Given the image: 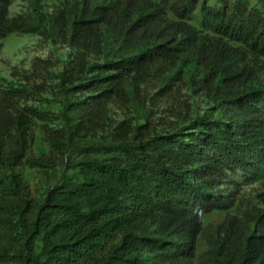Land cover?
Wrapping results in <instances>:
<instances>
[{
	"label": "trees",
	"instance_id": "1",
	"mask_svg": "<svg viewBox=\"0 0 264 264\" xmlns=\"http://www.w3.org/2000/svg\"><path fill=\"white\" fill-rule=\"evenodd\" d=\"M9 1L0 0V39L39 33L42 16L8 18ZM92 1L51 22L74 51L57 76L60 112L19 107L28 91L0 85V264H193L199 240L206 250L197 264H264V210L203 226L233 205L217 190L223 173L264 175V0L263 10L202 0L199 11L200 0ZM187 63L200 70L186 77L204 90L214 119L177 114L192 134L159 132L148 120L112 125L111 104L141 106L149 79L162 77L168 89ZM36 120L57 125L44 128L49 153L40 157ZM98 131L107 132L101 141ZM25 165L65 171L38 202Z\"/></svg>",
	"mask_w": 264,
	"mask_h": 264
},
{
	"label": "rangeland",
	"instance_id": "2",
	"mask_svg": "<svg viewBox=\"0 0 264 264\" xmlns=\"http://www.w3.org/2000/svg\"><path fill=\"white\" fill-rule=\"evenodd\" d=\"M112 0H93V5H102ZM238 0H229V3ZM249 8L263 10L262 5L257 0H247ZM82 0H10L7 16L32 17L36 21L40 14L45 20L39 33L34 34H12L4 39H0V85L4 88H24L28 94L24 98L16 100L19 107L33 105L51 112H60V95H58L59 80L57 76L61 74L73 56V50L64 43L57 31L52 28L51 22L60 11H73L81 8ZM202 0L197 5V10H201ZM208 5L220 7L219 0H210ZM167 19L173 21V17L168 15ZM195 27H199L198 21L189 22ZM212 35V34H210ZM139 53L134 50L129 55ZM115 54L111 53L109 59H114ZM185 59V57H182ZM91 62L103 63V56H91ZM181 65L178 62L172 69L176 72ZM181 73L174 79L167 89L166 81L162 77H153L141 87L142 105L128 108L120 107L117 104L110 105L109 118L113 126L122 121L133 119L134 124L144 125L148 120L152 126L157 127L159 132H173L183 130V134L195 133L189 129L187 123L178 121L177 114L188 115L193 119L199 114L202 117L214 119L218 111L207 99L202 88L193 85L186 77L189 70L196 76L201 77L200 70L194 64L187 63L182 68ZM169 73H166L167 76ZM258 82L264 84V69L258 76ZM165 92H164V91ZM162 94V95H160ZM142 112H149L148 118ZM176 112L174 115L173 112ZM174 112V113H175ZM227 123L229 120L226 121ZM178 124V125H177ZM55 127L57 125L50 122L36 120L34 123V143L32 153L40 157L49 153L45 141L44 128ZM107 132L98 131L95 139L102 140ZM28 184L31 194L35 200L42 201L49 187L59 181L65 171L64 166H58L55 170L32 169L28 166L19 168ZM71 173V171H69ZM218 192L222 197L230 198L233 205L225 211H213L205 216L203 226L205 230L214 229L215 225L223 217L230 215L246 221V212L264 210V175L261 178L251 180L241 171L235 173L226 171L218 179ZM250 234L255 226L246 225ZM206 250L203 240H199L196 246V255L193 264H197V259Z\"/></svg>",
	"mask_w": 264,
	"mask_h": 264
}]
</instances>
